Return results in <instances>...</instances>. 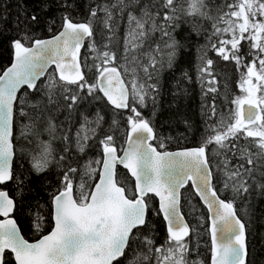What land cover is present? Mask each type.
<instances>
[{"label":"snow or ice","instance_id":"obj_1","mask_svg":"<svg viewBox=\"0 0 264 264\" xmlns=\"http://www.w3.org/2000/svg\"><path fill=\"white\" fill-rule=\"evenodd\" d=\"M0 264H264V0H0Z\"/></svg>","mask_w":264,"mask_h":264},{"label":"trees","instance_id":"obj_2","mask_svg":"<svg viewBox=\"0 0 264 264\" xmlns=\"http://www.w3.org/2000/svg\"><path fill=\"white\" fill-rule=\"evenodd\" d=\"M9 6L14 8V4H11V3H10Z\"/></svg>","mask_w":264,"mask_h":264}]
</instances>
